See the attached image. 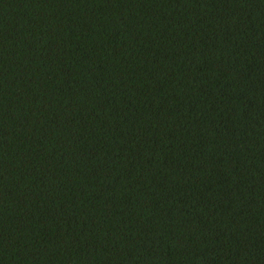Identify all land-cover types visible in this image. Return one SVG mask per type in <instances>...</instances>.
I'll use <instances>...</instances> for the list:
<instances>
[{"label":"trees","instance_id":"obj_1","mask_svg":"<svg viewBox=\"0 0 264 264\" xmlns=\"http://www.w3.org/2000/svg\"><path fill=\"white\" fill-rule=\"evenodd\" d=\"M0 264H264V0H0Z\"/></svg>","mask_w":264,"mask_h":264}]
</instances>
